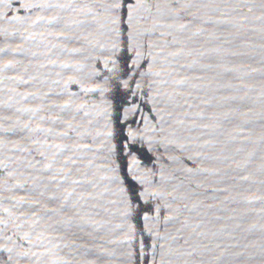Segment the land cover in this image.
Wrapping results in <instances>:
<instances>
[{"label":"water","instance_id":"obj_1","mask_svg":"<svg viewBox=\"0 0 264 264\" xmlns=\"http://www.w3.org/2000/svg\"><path fill=\"white\" fill-rule=\"evenodd\" d=\"M0 264H264V0H0Z\"/></svg>","mask_w":264,"mask_h":264}]
</instances>
